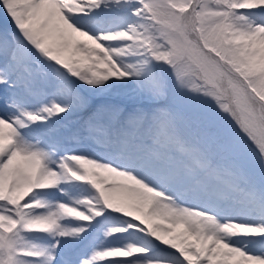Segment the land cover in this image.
<instances>
[{
  "label": "snow or ice",
  "instance_id": "6c2138e0",
  "mask_svg": "<svg viewBox=\"0 0 264 264\" xmlns=\"http://www.w3.org/2000/svg\"><path fill=\"white\" fill-rule=\"evenodd\" d=\"M0 264H264V0H0Z\"/></svg>",
  "mask_w": 264,
  "mask_h": 264
}]
</instances>
